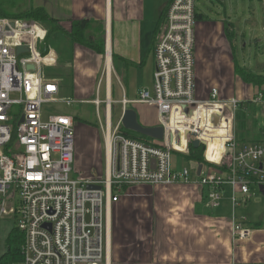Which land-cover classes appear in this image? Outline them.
Segmentation results:
<instances>
[{"label":"built area","instance_id":"1","mask_svg":"<svg viewBox=\"0 0 264 264\" xmlns=\"http://www.w3.org/2000/svg\"><path fill=\"white\" fill-rule=\"evenodd\" d=\"M196 1L171 0L168 6L165 28L154 48L152 92L143 89L138 100H130L121 85L119 100L108 98L107 89L106 101H92L98 110L106 104L100 122L107 171L86 180L72 176L74 117L46 114V106L77 103L61 98L58 81L46 75L45 68L57 64L53 51L40 50L47 30L36 21L0 16V218L14 215L24 235L23 264H106L109 209L128 186H166L196 179L212 208L227 189L238 206L255 196L254 187L257 191L264 187V142L241 146L234 131L236 113L246 102L222 98L218 88L205 100L197 97ZM21 46L26 51L18 53ZM113 103L121 104L123 112L135 103L155 105L165 130L164 139L158 141L161 145L122 133L121 119L113 121ZM226 120L230 131L219 162H214L209 158L216 157V150L208 155V138L203 134L214 135ZM194 140L205 146L206 164L198 176L172 160L173 152L188 155ZM233 233L244 239L251 229L245 219L238 220Z\"/></svg>","mask_w":264,"mask_h":264},{"label":"crops","instance_id":"2","mask_svg":"<svg viewBox=\"0 0 264 264\" xmlns=\"http://www.w3.org/2000/svg\"><path fill=\"white\" fill-rule=\"evenodd\" d=\"M41 2L43 3L36 1L35 6H43L48 12H63L65 25L68 22L66 20L72 18L103 20L109 52L111 48L112 53L115 52L137 65L141 64L140 66L128 65L123 61L116 64L124 73L125 83L118 79L119 85L117 84L115 98H121L122 84L127 97L130 100H138L139 93L144 88L131 86L129 81L132 77V68L130 67L140 68L146 63L150 53L154 55L152 42L170 0H41ZM220 2L224 9L216 12L214 9L201 10L196 1L198 13L195 46L197 97L205 100L210 96L213 88H218L222 98H239L246 103L241 104L235 121H242V125L246 126L245 119L255 112L257 125L260 131H264L263 93L258 86L245 82L237 74V66L245 67L256 74L260 73L240 62L237 53L238 44L242 43L243 38H241L242 41L239 38L238 21L233 17L236 12H230L232 13L230 14L224 1L220 0ZM31 3L34 4L33 0ZM255 42L260 44L262 39H255ZM51 51L56 54L58 63L61 53L57 49H51ZM70 54H72L71 64L63 63V69H68V72L64 70L63 82L58 81L60 97L79 102H86L84 100L92 102L95 97L91 96L97 89V82L101 77L103 55L63 38V62H67L64 59L70 57ZM112 63L111 61V67ZM109 77L105 90L107 96L108 89V98L115 93L110 71ZM67 81L71 84L70 89H66ZM128 108L137 111L138 119L144 126L160 125L155 105L135 103ZM119 109L118 121L123 114L121 104ZM240 113L244 115L239 119ZM85 130L87 133L96 135L92 138L91 148L97 153L99 151L100 160L102 149L99 131L91 127H86ZM229 131V122L226 120L216 128L214 135L203 134L208 138V155L213 150L217 153L216 157L209 158L210 160L219 162ZM256 134L259 132L255 133L256 138H253V141L246 144L264 142V139ZM80 135L77 132L74 170L85 167L76 158L77 153L81 152ZM95 145L99 146L98 151ZM180 146L183 147L184 143ZM87 148L89 149L90 145H87ZM176 165L178 168L183 167L180 164ZM198 166L199 164H195L193 169L190 168L195 176H198ZM99 175L102 176V173L100 172ZM92 178L94 177L90 174L85 180ZM159 187L165 188L158 190ZM152 189L160 192L153 202L144 204L132 199ZM254 191L257 193L250 200L234 206L232 192L227 189L220 204L212 208L196 179L190 183L166 186L150 184L128 186L126 193L118 202L112 203L109 209L106 264H264V188ZM123 198L124 231L116 234L113 227L114 208L122 202ZM243 219L250 227L251 235L244 239H237L233 233V226L235 221Z\"/></svg>","mask_w":264,"mask_h":264},{"label":"rangeland","instance_id":"3","mask_svg":"<svg viewBox=\"0 0 264 264\" xmlns=\"http://www.w3.org/2000/svg\"><path fill=\"white\" fill-rule=\"evenodd\" d=\"M41 0H33L34 4L31 3V0H16V8L15 11H24L27 9H31L36 7L35 2ZM225 6L228 7L230 12H236V14L233 16L238 21V29H239V35L240 39L243 38L242 43L240 42L238 44V55L240 57V62H243L247 64L253 71L264 74V4L260 2V0H223ZM8 2V1H7ZM47 3V2H46ZM52 4V3H51ZM5 5V4H4ZM50 3L48 2V6ZM197 5L201 10H211L214 9L216 12H221V9L223 10L224 7H222V4L220 0H197ZM6 6V5H5ZM10 6V4L8 5ZM234 8V10L232 9ZM232 9V10H231ZM14 11V10H13ZM212 11V10H211ZM15 12V13H16ZM14 13V12H12ZM21 13V12H20ZM50 15H52L54 18L60 20L62 23L63 21V12H48ZM232 14V13H230ZM60 15V16H59ZM95 20V21H102L100 19H94V18H72L69 20H66L67 27L70 28L73 20ZM26 21H36L34 19H24ZM39 25H41L44 29H48L46 25L36 21ZM104 23V22H103ZM105 27V24H104ZM106 29V28H105ZM48 31V30H47ZM94 31L90 30L87 31V34H93ZM96 37V36H95ZM255 39H262V42L260 44H257L255 42ZM106 47H107V35H106ZM109 54L105 53L103 56L102 61V68H101V77L97 82V89L95 90L93 96L95 97L94 100L97 98H101V100L106 101L107 96L105 95V90L107 88V79H108V70H107V57ZM58 63L55 67L57 71H64L63 69V63L60 62L58 59ZM53 68L48 69L50 71L53 70ZM112 70H111V81L113 83L114 88V94L111 96L113 100H119L116 97V88L118 81L121 80L123 83H125V78H123L124 73L121 72V68L118 66L114 67V61L112 63ZM132 68V69H131ZM132 72L131 80L129 81L131 86L133 88L142 86L144 89H148L152 92L153 89V71H154V55L153 53H150L146 63L141 66L140 68H134L130 67ZM68 70V69H67ZM65 70V71H67ZM68 72V71H67ZM69 74V73H68ZM136 74V76H135ZM70 75V74H69ZM119 79V80H118ZM119 85V84H118ZM122 85V84H121ZM66 89H70V82H66ZM122 90V89H121ZM71 91V90H69ZM63 97V94L61 95ZM114 97V98H113ZM86 102H79L75 104H69L66 105L64 103L59 104H52L50 106H46V114L48 113H62V114H71L74 116L75 121V129L76 134L79 132L80 135V148L81 152L76 155V158L78 161L84 165V169H77L75 168L73 175L74 177L85 179L86 176L91 174L94 178L100 177L99 173H102V176L106 175L105 167H106V147H105V135L103 128L101 126L100 117L102 120H104V114H105V107L106 104L102 103L100 109L98 110V106L94 103L87 102V100H84ZM113 110H114V123L118 122L119 115H120V109L119 104L113 103ZM255 113V112H254ZM250 115L247 119H245L246 126L242 125V121L240 122H234V131L236 134V137L239 139V143L241 146L246 145V143H249L253 141V138H256L254 135L255 133L259 132V134H256L257 136L261 137V139H264V131H260L258 125H257V117L256 114ZM45 114V117L47 116ZM91 127V129L96 128V130L99 131L100 136V145H101V155L99 160V151L98 145H95V149L98 151V153L91 148L93 142L92 138H94V133H87L85 130L86 127ZM87 145H90V148H87ZM172 160L174 164H180V166H187L189 168H194L195 164L192 161H188L186 156L182 153L173 152ZM101 161V162H100ZM101 163V165H100ZM177 166V165H176ZM79 167V166H78ZM93 167V168H92ZM178 167V166H177ZM162 190V188L165 187H159ZM254 189L257 190L256 187ZM160 194V192L154 191L153 189L148 192H145L139 196H136L132 199L137 200L138 202H142L146 204V202H153L156 199V195ZM124 198L121 203H119L114 208V232L117 234L123 233L124 227ZM89 219V216L87 217ZM16 225V221L14 219V215L8 214L4 215L0 218V258L6 252L7 250V244L6 240L8 235L10 234L11 230ZM20 264H23L22 262Z\"/></svg>","mask_w":264,"mask_h":264},{"label":"trees","instance_id":"4","mask_svg":"<svg viewBox=\"0 0 264 264\" xmlns=\"http://www.w3.org/2000/svg\"><path fill=\"white\" fill-rule=\"evenodd\" d=\"M8 1V2H7ZM16 0H0V16L10 17L12 19H34L44 25L47 26V37L45 41L40 45V50L43 54L48 53L51 49H57L60 54V62L65 65L71 64L72 62V54L70 57H65L64 60L67 62H63V38L65 40H69L71 43H78L85 47L90 48L98 54L105 55L106 53V29L104 27V23L102 21L95 20H73L70 28L67 27L60 20L54 18L50 15L47 9L43 6H36L31 9H27L24 11H15L16 8ZM171 2V0H170ZM168 3L162 18L159 22L157 32L155 34L154 40L152 42V50L155 48V44L159 39L160 35L163 33L165 28V20H166V12ZM6 6H5V5ZM10 4V6H8ZM14 10V11H13ZM14 12V13H12ZM16 12V13H15ZM21 12V13H20ZM198 18V14H197ZM93 30L94 33L87 34V31ZM96 36V37H95ZM113 61L114 66L118 64V62L123 61L128 65H137L135 62L127 60L120 55L113 52ZM141 64L137 65L140 66ZM53 68V67H51ZM50 67L45 68L46 75L48 78L63 82V71H60L56 68H53L52 71ZM237 74H239L245 82L249 84H254L258 86L263 93L264 96V74H256L252 71L248 70L245 67L240 65L237 66ZM62 80V81H61ZM243 113H240L238 118L243 117ZM114 110H113V120H114ZM122 133L131 137L133 139L141 140L143 142L158 145L160 146V142L151 139L147 136L134 132L132 130L126 129L124 126L121 127ZM205 146L195 147L193 143L190 146V153L185 155L187 160L190 162H194V164H206V160L204 157ZM127 189V188H126ZM24 241V235L17 225L11 230L10 234L7 237L6 244L7 250L0 258V264H20L23 260L21 247Z\"/></svg>","mask_w":264,"mask_h":264},{"label":"water","instance_id":"5","mask_svg":"<svg viewBox=\"0 0 264 264\" xmlns=\"http://www.w3.org/2000/svg\"><path fill=\"white\" fill-rule=\"evenodd\" d=\"M24 51H26V48L24 46H21L18 48V53H22ZM106 53L110 54L111 61L113 62L112 50L110 48V52H109V48H108V38H107ZM28 68L34 69V66L30 65V66H28ZM121 122H122V125L128 130H132L134 132H137L139 134H142L144 136H147V137L154 139V140H157V141H162L164 139V136H165L164 127L161 125L155 126V127L144 126L143 124L140 123V121L138 119V113L133 108H127L126 110H124L122 117H121ZM193 145L195 147H199V146H201V142L199 140H194ZM154 164H155V162H153V165ZM202 170H203V164H199V166H198V174L199 175L201 174ZM263 188L264 187L262 186L261 189H263Z\"/></svg>","mask_w":264,"mask_h":264},{"label":"bare ground","instance_id":"6","mask_svg":"<svg viewBox=\"0 0 264 264\" xmlns=\"http://www.w3.org/2000/svg\"><path fill=\"white\" fill-rule=\"evenodd\" d=\"M107 70H108V80H109L110 79L109 71L111 72V56H110V54L107 57ZM109 144H110V142H109ZM109 216H110V213H109Z\"/></svg>","mask_w":264,"mask_h":264}]
</instances>
